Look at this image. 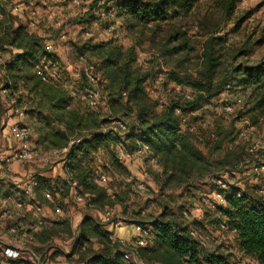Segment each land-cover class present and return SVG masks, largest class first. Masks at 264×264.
Listing matches in <instances>:
<instances>
[{
  "label": "trees",
  "instance_id": "trees-1",
  "mask_svg": "<svg viewBox=\"0 0 264 264\" xmlns=\"http://www.w3.org/2000/svg\"><path fill=\"white\" fill-rule=\"evenodd\" d=\"M205 1L114 0L112 7L105 10L106 15L122 21L132 35L141 37L149 33L146 37L168 71L164 73L163 67L157 70L150 67L149 71L138 67L135 47L126 49L112 41L85 43L79 56L95 60L93 64L102 82L101 100L106 101L104 115L103 102L97 110H92L82 101L84 86L88 85L84 77L80 85L69 88L70 74L60 63L59 55L54 54L55 46L49 48L48 37L30 30V23L33 22V27L37 23L20 19L14 12L18 4L13 0H0V51L6 66L0 70V87L8 89L11 96L10 99L0 96V117L13 106L11 99L17 98V104L25 108L28 116L33 143L42 154L65 149L70 140L81 139L62 162L67 174H72L83 191L95 196L92 206L87 207L89 210L105 212L122 206L131 194L144 195L136 190L137 178L129 165L119 159V148L131 154L142 151L144 164L157 168L151 181L163 203L161 212L150 220L142 221L139 215L133 220L134 225L148 230L143 239L145 246L136 249L137 258L146 264H234L231 253L212 252L201 243L211 232L209 227L219 225H225L234 235L243 258L264 264V195L261 194L264 174L256 172L264 165V151L251 153V146L238 141L239 130L231 124L204 128L208 106L228 92L248 93L253 104L248 113L254 114V119L264 113V57L252 63L245 57L251 41L238 47L227 35L217 36L221 23L205 18ZM223 1V12L233 15L239 0ZM94 17L90 14L74 25L87 30ZM242 20L233 31L241 26ZM62 28L55 31L60 34H55L60 40ZM199 49V61L193 64V56ZM45 67L57 77V83H44L37 76V70ZM159 75L174 86V95L167 101L157 100L148 92L149 84ZM19 89L24 94L16 97ZM186 89L189 95L184 93ZM0 136H3L1 125ZM100 152L110 155L102 164L107 184L127 183L120 187L125 199L111 185L108 187L112 191L107 185L93 181V165ZM214 154L217 158L212 160ZM250 169L256 177L254 184L244 183L242 187L241 182L226 183L225 188L215 185L212 191L222 195L225 203L218 204L215 210L209 207L205 213L207 224L204 219L188 223L184 206L175 213L166 203L165 196L191 189L195 183L220 180L226 175L234 179ZM142 181L147 192L150 184ZM63 184L39 179L35 190L37 200L50 204L44 194L54 195ZM65 225L66 230L49 228L46 233L60 236L66 232L71 236L69 225ZM78 231L70 257H78L75 264H131L124 260L122 245L112 242L110 233L93 218L85 217ZM5 249L0 244V264H32L5 257ZM42 250L38 249L39 254Z\"/></svg>",
  "mask_w": 264,
  "mask_h": 264
},
{
  "label": "rangeland",
  "instance_id": "rangeland-1",
  "mask_svg": "<svg viewBox=\"0 0 264 264\" xmlns=\"http://www.w3.org/2000/svg\"><path fill=\"white\" fill-rule=\"evenodd\" d=\"M223 0H206L203 4V15L206 19L216 20L221 23V28L218 30L217 36L224 37L228 36L232 39V44L241 47L245 45L247 41H251V47L246 50L245 57L249 59L252 63L260 61L264 57V0H239L236 4L235 11L233 15L228 16L223 12L222 3ZM21 3L29 5V15L34 12V6H31L30 0H22ZM67 2H72V0H67ZM114 0H82L79 5H68V9L64 10L60 14L53 10H48L49 6L40 8V24L38 29H42L43 32L46 31V37L50 44L55 46L54 50L58 51L60 57V63L63 67H70L74 70L76 67H86L95 62L87 56H79V51L83 48V45L88 42L101 43L106 41H112L124 48H136L137 53V66L142 67L144 71H149L150 67H163L164 73L168 71V66L165 64L163 59L160 58L159 53L154 49L146 36L149 37V33L145 32L144 35L137 37L132 35L123 26L122 21L117 20L113 16L106 15V9L112 7ZM224 2V1H223ZM51 8V6H50ZM94 15V20L87 30H83L80 25H74L79 20L87 18L89 15ZM38 16V15H37ZM34 16V17H37ZM33 18V16H31ZM50 19L49 22L47 19ZM242 20L241 26L236 30V23ZM96 21V22H95ZM99 21H101L99 23ZM95 22V23H94ZM60 23V24H59ZM47 24V25H46ZM59 24L63 27L60 30L61 36H65V39H59L57 32L61 27H52L50 25ZM197 29L192 32L195 35ZM57 36H56V35ZM201 40V38H199ZM54 41V42H53ZM142 43L140 46L139 44ZM55 44V45H54ZM201 49L193 56V64L198 63V57ZM155 63V65H152ZM154 70V71H155ZM174 86L171 83H167L165 76L159 75L154 79L153 82L149 84L148 92L155 99L160 101H167L171 96L174 95ZM185 94L189 95V90L186 89ZM227 94V95H226ZM219 99L214 100L209 106L206 114V124L204 128L209 129L215 124L223 125H233L239 130L238 141L243 145H256L257 149L251 153H257L259 151H264V113L258 119H254V114H249V110L252 109L253 104L250 103L248 99V93L236 92V93H226ZM82 101L85 103L84 95L82 96ZM103 114L107 113V109L104 108L106 101L103 100ZM225 102H228L233 107V112L228 113L224 111ZM87 105V102L85 103ZM29 124V123H28ZM36 139V138H35ZM0 136V151H5L7 146ZM203 148V147H202ZM206 155L209 152L203 150ZM107 152H100L97 156L96 164L93 165V171L95 175L99 173H105V169L102 164L106 163L109 158ZM217 158V154L211 156L214 160ZM63 156L52 157L49 167V172H52L55 167H64ZM130 167V171L135 175L134 178H139L140 180H146L150 186H148L147 192L144 195H133L123 203L122 206L115 207L116 217L121 222L126 219L128 223L132 222L139 215L140 220H150V218L155 217L161 212L162 200L159 195L160 192L157 190L155 184H153L152 174L157 172L156 167H149L144 164V160L140 157H136L132 161L127 163ZM143 165V166H142ZM155 165V164H154ZM135 166V167H134ZM133 167V168H132ZM257 173H260L256 171ZM59 173V168L57 174ZM263 175V173H260ZM251 169L244 174H238L233 179L230 175L221 176L220 180H203L199 183H195L191 189L179 190L171 195L165 196L167 204L171 207L175 213L179 212L181 207L184 209V217L188 223L194 220L204 219L207 224L209 219L206 218L205 213L209 211V205L214 202L215 194H219L216 191H212L215 185L226 187V183L234 184L236 182H241L239 185L244 187V183L254 184L256 183V177H253ZM134 176V175H133ZM110 179V178H109ZM152 180V181H151ZM110 181V180H109ZM108 182L107 187L111 185L114 187V191L118 192L122 198H126L124 194L120 193V187L124 188L127 183H111ZM243 183V184H242ZM125 184V185H124ZM11 187V186H10ZM152 187V188H151ZM12 188V187H11ZM108 189L112 191L109 187ZM116 189V190H115ZM222 196V195H221ZM171 197V198H170ZM223 197V196H222ZM224 198V197H223ZM164 199V198H163ZM164 202V201H163ZM89 211V210H88ZM86 211V213L88 212ZM72 212L76 215H83L84 211L76 206L72 205ZM103 213V211H101ZM97 214V213H96ZM26 215V214H25ZM104 215V214H103ZM124 218V219H123ZM96 219L102 225H105L103 218L96 215ZM72 222H66L67 225L72 229L79 223V217L77 219H72ZM137 220V219H136ZM18 223L15 220L6 221V226H2L0 222V241L9 243H14L11 238L7 235L9 228L16 227ZM5 227V228H4ZM221 225L219 227H209L210 233H208V248L212 252H228L232 255V261L234 264H254L252 261L243 258L237 250L235 237L228 230H222ZM26 228V227H24ZM67 226H63L62 230H66ZM76 236V235H75ZM73 235V237H75ZM72 239L69 234L62 232L60 236H55V239L43 248L42 252L46 250V255L41 256V264H75L74 261L78 260V257L70 258L72 255L73 246L69 244ZM15 245V243H14ZM16 246L20 248L21 255L24 257L26 254V249L29 248L28 245L22 243ZM41 255V254H40ZM40 257V256H39Z\"/></svg>",
  "mask_w": 264,
  "mask_h": 264
},
{
  "label": "built area",
  "instance_id": "built-area-1",
  "mask_svg": "<svg viewBox=\"0 0 264 264\" xmlns=\"http://www.w3.org/2000/svg\"><path fill=\"white\" fill-rule=\"evenodd\" d=\"M73 5H79L80 0H72ZM51 48V45L50 47ZM5 62L3 59L2 52L0 51V70L5 69ZM70 74L71 85L73 87L80 85L82 78L84 77L87 80L88 85L84 86V99L87 102V105L92 110H97L101 104V78L100 75L96 72L94 64H90L86 67H76L74 70L67 71ZM37 76L44 83H57V77L51 75V70H47V67L37 70ZM72 90V89H71ZM74 91V90H73ZM72 91V92H73ZM24 94L22 89H19L16 92V97ZM74 95V93H72ZM0 96L2 99H10V91L0 87ZM17 98L13 97L11 102L15 103ZM9 113L7 114L6 121L3 123V136L5 141L8 144L9 150L5 152H0V177L2 174H10L12 172V165L14 163L28 164L36 163L42 166H48L52 157L55 156H66L71 150L78 147L81 143V139H72L70 140L68 146L62 150H54L47 154L40 153L39 149L34 145L31 131L26 122V112L25 109L18 107L16 104H12ZM224 111L228 113L233 112V107L225 102ZM122 129H125L124 125L120 122L117 123ZM186 126V121L183 120L182 127ZM192 131V130H191ZM257 149L256 145L250 147V152H254ZM143 155L142 151H137L133 154L125 151L122 148H119V159L128 163L136 157ZM264 157V154H263ZM154 163V162H152ZM258 172L264 174V165L258 169ZM93 181L100 185H107V177L103 173L93 176ZM63 185H60L56 189L55 194L46 192L44 197L49 201H54L58 199L65 204L73 201L75 204L82 207H91L94 201L95 196L83 191L82 186L73 178L72 174H67L63 180ZM136 190L140 194L146 193V186L142 180L138 179L135 181ZM38 185L36 179L30 178L23 185V194L26 196L32 195L34 188ZM66 190H68L66 192ZM108 196H112L111 192L107 193ZM264 195V190L261 193ZM112 198V197H111ZM214 203L209 205L212 210L216 209L218 204H224L225 200L220 194H215ZM12 205L10 202L0 199V214L5 215L9 206ZM18 208H21L22 205L17 204ZM38 211L41 212V208L38 207ZM116 209H106L104 213V223L117 225L121 221L118 220L115 213ZM135 229L139 236L132 241L117 240L113 235L110 236L112 242H119L122 247L125 249L124 260L131 264H146L145 262L139 260L136 255V249L138 247L145 246L144 237L148 235V230L143 229L140 226L135 225ZM222 230H226V226H221ZM201 243L204 246L208 247V239H201ZM4 256L11 259H16L20 256L19 252L6 248L4 250Z\"/></svg>",
  "mask_w": 264,
  "mask_h": 264
},
{
  "label": "crops",
  "instance_id": "crops-1",
  "mask_svg": "<svg viewBox=\"0 0 264 264\" xmlns=\"http://www.w3.org/2000/svg\"><path fill=\"white\" fill-rule=\"evenodd\" d=\"M20 1L22 0H13V3L18 4L14 12L17 15H19L20 19H22L24 22L34 21L35 23H37L36 27H33L32 24L33 22L30 23L31 25L30 30L38 32V34L41 37H46V31L43 32L42 29H38L40 24L39 21L40 12H41L40 8L49 6L48 10H53L56 13L60 14L61 12H63L64 10L70 7L68 6L69 5L68 2L66 3L67 0H30L31 6H34L35 8L33 9L34 12L31 13V16H33L32 18L29 15L30 13H28L30 9L29 5L25 3H21ZM47 20L49 22L50 19L48 18ZM59 24L53 26L54 27L60 26ZM61 39H65V36H62ZM54 54H59V53L57 50H55ZM66 70L71 71V68L66 67ZM69 88L73 89L74 87L71 84H69ZM13 102L14 101H12V104H16L18 107H20L16 101L15 103ZM8 113L9 111L7 112V114ZM7 114L2 118L0 117V125L2 126V133H3V123L6 121ZM27 121H28V116L26 114V122ZM1 139L4 141L3 143H5L7 146V149L5 151H8L9 147L7 142L5 141L4 136H2ZM49 167L50 166H42L36 163H28L25 165L20 163H14L12 165V172L10 174H6V173L2 174L0 177V199L8 201L12 204L9 206L5 215L0 214V222L4 224L2 226H6L5 225L6 221L9 222L10 220H15V222L18 223L16 227L11 226V229L9 228V231H7V235L11 238V241H13L15 245L14 243H11L10 245L9 243L0 241V244L3 248H11L19 252L20 257L13 260L25 261V263L41 264L40 258L42 255L45 256L47 251L44 250L43 253H41L40 255L38 249H43L47 247V245L51 243L52 240L55 239V236L47 235L46 230H48L49 228L58 230L59 228H62L65 224H67L66 222H72L73 221L72 219L74 218L77 219V217H79V223L75 227V229L72 231V229L70 228L72 239L69 241V244L73 246L74 239L77 238L79 234L78 231L79 226L81 225L85 217L89 216L93 218L95 221H97L96 215L103 218L104 217L103 214L106 212L105 211L101 213L100 211L89 210L87 209V207L79 206L75 204L73 201L69 202V204H65L58 199L49 202L50 204H46V203L43 204L40 201H38L36 198L35 190L37 189L38 185L34 188L32 195L30 196L24 195L23 185L30 178L34 177L38 184H39V179L47 180L49 183L54 185L63 182V180L67 175V172L65 171L64 167H61L59 165L58 174H57V170H58L57 167H55L52 172H49ZM132 175L135 176L136 174L132 173ZM85 193H89V192H85ZM17 204L22 205V207L18 208ZM72 205L84 211V214L81 216L74 214L72 212ZM38 207L41 208V212L38 211ZM86 211L88 212L86 213ZM103 228L105 231L110 233V235H113L117 240H124L128 242L134 240L139 236V233H137L133 221L128 223L126 219H124L122 222H120L117 225L105 223V225H103ZM73 235L76 236L73 237ZM16 243L17 244L24 243L29 246V248L26 249L27 250L25 254L26 257H24L23 254L21 255L22 252H20V248L16 246Z\"/></svg>",
  "mask_w": 264,
  "mask_h": 264
}]
</instances>
